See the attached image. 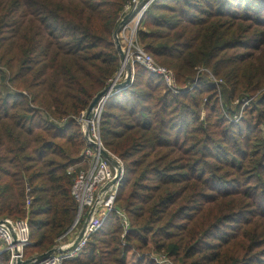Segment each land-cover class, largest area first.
<instances>
[{
	"label": "trees",
	"instance_id": "16d2710c",
	"mask_svg": "<svg viewBox=\"0 0 264 264\" xmlns=\"http://www.w3.org/2000/svg\"><path fill=\"white\" fill-rule=\"evenodd\" d=\"M126 1L0 0V220L22 218L30 199L27 257L72 224L67 167L84 141L71 116L120 67L113 33ZM137 36L181 86L204 67L224 81L225 99L205 74L173 94L135 66L100 122L124 163L116 204L130 219L126 243L110 215L66 264H154L148 253L173 264H264V0H154ZM244 96L240 120L228 119ZM42 112L69 118L55 125Z\"/></svg>",
	"mask_w": 264,
	"mask_h": 264
},
{
	"label": "built area",
	"instance_id": "2783aa9c",
	"mask_svg": "<svg viewBox=\"0 0 264 264\" xmlns=\"http://www.w3.org/2000/svg\"><path fill=\"white\" fill-rule=\"evenodd\" d=\"M153 1L127 0L123 5L113 33L114 44L116 41L119 43L123 59L120 61L116 74L108 80L107 86L123 82L127 78L128 69L130 85L134 79L135 66H140L149 73L160 76L165 87L171 93L178 94L192 90L198 77L205 74L216 85L217 97L222 103L224 81L216 78L207 68L196 67L194 80L181 86L174 70L158 63L139 43L137 32L147 8ZM119 91L109 90L102 96L91 110L89 118L86 117L87 109L71 116L80 128L84 146L78 156L80 166L73 171L70 189V194L76 203V212L70 227L56 241L54 245L56 251L43 258H38V255L27 257L25 250L31 244L28 219L4 218L0 223V257L6 255L7 264H19L26 260L29 261L25 264H66L80 255L90 237L103 228L110 215H114L119 220L122 228V245H125L124 237L130 229V219L127 212L116 204L118 190L124 177V163L120 157L105 147L100 129L105 103L109 97ZM21 93L28 98L30 106L36 108L30 102V94L27 91ZM240 101L241 110L231 118L226 114L228 119L240 120L243 109L250 103V98L244 96ZM42 114L45 119L55 125H63L69 118L67 116L57 119L47 113L42 112ZM103 152L108 154L110 159L105 158ZM75 167L76 165L69 166V168ZM26 204H30L29 198ZM79 234H81L80 237ZM147 255L154 264H173L165 254L148 253Z\"/></svg>",
	"mask_w": 264,
	"mask_h": 264
},
{
	"label": "water",
	"instance_id": "95a60500",
	"mask_svg": "<svg viewBox=\"0 0 264 264\" xmlns=\"http://www.w3.org/2000/svg\"><path fill=\"white\" fill-rule=\"evenodd\" d=\"M126 17H127V16H126ZM114 32H115V31H114ZM115 47H116V50H117V52H118V54H119V56H120V60H122V59H123V53L121 52L120 45H119V43H118L117 41L115 42ZM127 71H128V72H127V78H126L123 82L118 83V84H114L113 86H107L106 88H104L101 92H99V93L93 98V100L91 101L90 105H89L88 108H87V112H86V117H87V118H89V117L91 116V110H92L93 107L96 105V103L98 102V100H99L102 96L106 95L107 92H108L109 90H115V91H116V90L124 89V88H126L127 86H129V83H130V70L128 69ZM102 154H103V156H104L105 158L110 159L109 155L106 154L105 152H103ZM2 222H3V220H0V223H2ZM80 235H81V234H79V237H80ZM54 251H56V248L53 247V248H51L50 250L46 251L45 253H42V254L38 255L37 257H38V258H43V257L47 256L48 254L54 252ZM28 261H29V260H26V261H24L23 263H19V264H25V263L28 262Z\"/></svg>",
	"mask_w": 264,
	"mask_h": 264
},
{
	"label": "rangeland",
	"instance_id": "374dc122",
	"mask_svg": "<svg viewBox=\"0 0 264 264\" xmlns=\"http://www.w3.org/2000/svg\"><path fill=\"white\" fill-rule=\"evenodd\" d=\"M222 97H224V92H223V95H222ZM250 98V97H249ZM223 100L225 99V98H222ZM251 99L252 98H250V101H251ZM240 110H241V108H240ZM239 110V111H240ZM238 111V112H239ZM229 116V115H228ZM79 162H80V159L79 158H77V160L73 163V164H71V165H76V167L75 168H69V167H67V173L70 175V176H72V178H73V171H74V169H76V168H78L79 166H80V164H79ZM70 165V166H71ZM27 189L29 190V186H27ZM25 206H24V208H25V215L24 216H22V218H27L28 220H29V213L31 212V208L29 207H27V204H26V200H25ZM59 238V237H58ZM58 238H56L55 239V244H56V241L58 240ZM33 245V242H32V240H31V244H30V246H32ZM54 247V246H53ZM52 247V248H53ZM30 251L31 252H33L34 250L33 249H30Z\"/></svg>",
	"mask_w": 264,
	"mask_h": 264
}]
</instances>
